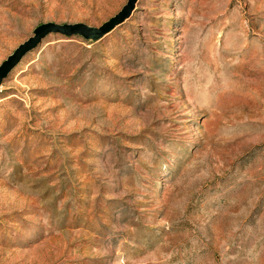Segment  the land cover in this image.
Listing matches in <instances>:
<instances>
[{"label":"rangeland","instance_id":"rangeland-1","mask_svg":"<svg viewBox=\"0 0 264 264\" xmlns=\"http://www.w3.org/2000/svg\"><path fill=\"white\" fill-rule=\"evenodd\" d=\"M126 3L0 0V65ZM0 264H264V0H138L28 53L0 88Z\"/></svg>","mask_w":264,"mask_h":264},{"label":"water","instance_id":"water-1","mask_svg":"<svg viewBox=\"0 0 264 264\" xmlns=\"http://www.w3.org/2000/svg\"><path fill=\"white\" fill-rule=\"evenodd\" d=\"M137 2L138 0H127V3L115 16L104 22L98 28L82 23L63 25L46 23L36 27L33 35L19 45L0 65V88L11 72L20 64L22 59L28 53L35 50L49 35H59L66 38L78 37L86 42H98L131 17Z\"/></svg>","mask_w":264,"mask_h":264}]
</instances>
